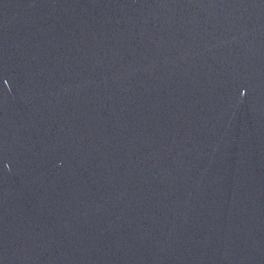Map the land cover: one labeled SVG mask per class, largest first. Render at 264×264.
<instances>
[{
  "label": "water",
  "instance_id": "water-1",
  "mask_svg": "<svg viewBox=\"0 0 264 264\" xmlns=\"http://www.w3.org/2000/svg\"><path fill=\"white\" fill-rule=\"evenodd\" d=\"M0 264H264V0H0Z\"/></svg>",
  "mask_w": 264,
  "mask_h": 264
}]
</instances>
